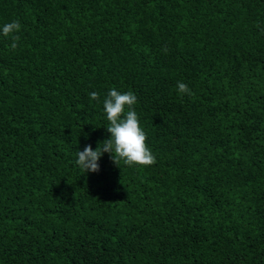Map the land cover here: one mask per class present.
<instances>
[{"label": "trees", "instance_id": "1", "mask_svg": "<svg viewBox=\"0 0 264 264\" xmlns=\"http://www.w3.org/2000/svg\"><path fill=\"white\" fill-rule=\"evenodd\" d=\"M12 21L0 264H264V0H0ZM112 88L155 163L84 174Z\"/></svg>", "mask_w": 264, "mask_h": 264}, {"label": "clouds", "instance_id": "2", "mask_svg": "<svg viewBox=\"0 0 264 264\" xmlns=\"http://www.w3.org/2000/svg\"><path fill=\"white\" fill-rule=\"evenodd\" d=\"M20 28L18 21L0 27L3 36L11 37L13 42L10 47L13 49L17 46L19 36L16 33ZM177 90L180 94L192 95L191 90L183 82H177ZM90 99L99 102V94L90 93ZM136 103V95L131 91L121 93L115 88L108 91L103 100V110L108 121L106 131L110 135L98 142L94 150L91 145H86L83 151L76 152L75 163L84 174L98 173L100 170L98 161L105 153L109 154L112 163L118 168L121 162L128 167H147L155 163V157L145 143L146 133L140 126L137 112L133 107Z\"/></svg>", "mask_w": 264, "mask_h": 264}]
</instances>
